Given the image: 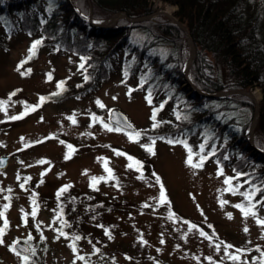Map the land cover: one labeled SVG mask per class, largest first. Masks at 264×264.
Here are the masks:
<instances>
[{"label":"rangeland","instance_id":"obj_1","mask_svg":"<svg viewBox=\"0 0 264 264\" xmlns=\"http://www.w3.org/2000/svg\"><path fill=\"white\" fill-rule=\"evenodd\" d=\"M250 4L263 11L264 42V0ZM152 9L149 20H170L176 8L156 1ZM86 19L96 29L111 28L121 18ZM32 45L31 38L19 34L0 50V101L5 102L0 107V157H9L0 170V264L264 261V215L245 203L230 169L219 168L195 141L151 140L108 126V111L117 109L136 130L148 129L167 119L160 103L150 105L133 82L123 84L118 74L83 96L67 98L84 82L78 58L44 48L30 55ZM250 93L251 100L254 93L260 100L259 89ZM16 116L23 118L12 119ZM66 190L78 198L93 196L104 206L100 219L85 218L80 239L64 232L53 200ZM16 243L25 244L29 253L15 250Z\"/></svg>","mask_w":264,"mask_h":264},{"label":"trees","instance_id":"obj_2","mask_svg":"<svg viewBox=\"0 0 264 264\" xmlns=\"http://www.w3.org/2000/svg\"><path fill=\"white\" fill-rule=\"evenodd\" d=\"M156 1L176 8L172 16L193 41L195 58L186 74L190 48L177 25L164 16L135 23L127 20L150 17ZM250 3L251 0H0V50L6 49L9 38L24 34L32 44L40 41L38 49L78 58L84 82L68 91L67 98L85 95L114 74L123 84L133 82L150 105L160 103L167 110V119L133 133L151 140L195 141L219 168L231 170V180L236 182L245 203L264 215L263 11L252 9ZM118 14L127 19H119L111 28L92 29L86 19L90 16L95 21H106ZM254 89L260 90L261 98L250 137L255 101L242 94L213 95ZM55 98L56 95L46 102ZM53 200L64 222V232L73 237L83 235L85 218L95 222L104 208L102 203L94 202L93 196L78 198L69 190L58 192Z\"/></svg>","mask_w":264,"mask_h":264},{"label":"water","instance_id":"obj_3","mask_svg":"<svg viewBox=\"0 0 264 264\" xmlns=\"http://www.w3.org/2000/svg\"><path fill=\"white\" fill-rule=\"evenodd\" d=\"M118 16L126 18V16L122 15V14H119ZM168 17L172 23L177 25L183 31V33L186 36V40H187V43L189 45V48H190V57H189L188 63L186 65V68L184 71V73L186 74L188 71V68L190 67V65L192 64V62L195 58L194 44H193V41H192L188 31L186 30V28L184 26H182L173 16L168 15ZM149 18L150 17H143V18H138V19H127L126 18V19L131 23H135V22H140L143 20H149ZM231 94H242V95H245L247 97L252 98V94L250 92L240 91V90L217 93V94H214L213 96L223 97V96L231 95ZM204 95H206V94H204ZM257 118H258V104H256V109L254 112V118H253L252 126H251V129L249 132L250 137H252L253 128L256 124ZM108 122L113 126L119 127L120 130H123V131L134 132L136 130L134 125H132V123L128 120L127 116L123 112H121L120 110H117V109H110L108 111ZM8 161H9L8 156H1L0 157V170H4L8 166ZM14 248H15V250H17L18 252H20L22 254H28L29 253V249L25 244L16 243L14 245Z\"/></svg>","mask_w":264,"mask_h":264},{"label":"snow or ice","instance_id":"obj_4","mask_svg":"<svg viewBox=\"0 0 264 264\" xmlns=\"http://www.w3.org/2000/svg\"><path fill=\"white\" fill-rule=\"evenodd\" d=\"M40 43V41H36L32 46H31V48L29 49V53H30V55H34L35 53H34V50L36 49V47H37V45ZM62 85L60 84V83H58L57 84V87L58 88H60ZM15 93H13L12 95H14ZM113 99H115V97L113 98ZM40 100H41V102H43L44 101V98L43 97H41L40 98ZM97 103L99 104V101H97ZM5 104V102L4 101H0V107H2L3 105ZM101 107H103L102 105H100ZM27 107V106H26ZM33 108H35L36 106H32ZM155 115H156V113L155 112H153V115H152V119H153V121L155 120ZM21 118H23L22 116H16V117H12V119H21ZM109 130L111 131V130H113V129H111V128H109ZM116 131H120V128L119 127H117L116 129H115ZM135 135H137V136H139L140 134L139 133H135ZM130 139H131V136L129 137ZM148 150H150V149H148ZM188 163L189 164H191V154L189 155V159H188ZM201 163H202V161H201ZM193 167H199L200 166V164H196V165H192ZM230 181L229 180H225V183L227 184V183H229ZM163 195H164V193H163V189H161V197L163 198ZM246 198H249L247 195H246ZM235 207H237V208H240L241 209V211H242V213H243V215L245 216V217H247L248 215H249V212L248 211H245L244 210V208H243V206H241V205H236ZM253 215H255V213H252ZM3 215V213H0V216H2ZM33 215H35V212H33ZM229 218H231V217H229ZM260 223H264V222H260ZM5 227H7V224H6V222H5ZM3 231H4V229L3 228H0V235H2L3 234ZM245 231H247V229H245ZM201 235H203V233H201ZM75 239H80V237H75ZM3 243V241L2 240H0V244H2ZM18 255H19V253H18ZM22 258V260L23 261H27V256H22L21 257ZM232 259H237L236 257H232ZM261 264H264V261H261Z\"/></svg>","mask_w":264,"mask_h":264},{"label":"bare ground","instance_id":"obj_5","mask_svg":"<svg viewBox=\"0 0 264 264\" xmlns=\"http://www.w3.org/2000/svg\"><path fill=\"white\" fill-rule=\"evenodd\" d=\"M254 99H255L256 102L259 101V99H258V95H257L256 93H254Z\"/></svg>","mask_w":264,"mask_h":264}]
</instances>
